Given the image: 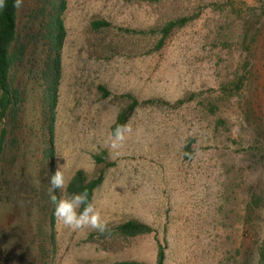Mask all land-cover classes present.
<instances>
[{
  "label": "rangeland",
  "instance_id": "374dc122",
  "mask_svg": "<svg viewBox=\"0 0 264 264\" xmlns=\"http://www.w3.org/2000/svg\"><path fill=\"white\" fill-rule=\"evenodd\" d=\"M229 2L68 0L53 137L41 53L10 73L26 102L0 155V264H157L160 248L165 264H264V0H233L243 16ZM36 4L22 0V32ZM247 52L249 82L226 90ZM134 99L133 132L111 149ZM58 161L68 186L79 170L102 177L94 202L110 234L55 219L47 188ZM253 194L262 206L249 212ZM131 220L154 231L120 234Z\"/></svg>",
  "mask_w": 264,
  "mask_h": 264
},
{
  "label": "trees",
  "instance_id": "16d2710c",
  "mask_svg": "<svg viewBox=\"0 0 264 264\" xmlns=\"http://www.w3.org/2000/svg\"><path fill=\"white\" fill-rule=\"evenodd\" d=\"M12 3L13 0H5V7L0 9V155L8 150L9 137L21 128V116H23V107L26 102V92L11 85L10 73L14 68L19 69L25 64H29L31 52L34 53V50L38 52V55L41 53L43 57L42 80L45 88L42 107L49 132L53 137L56 120L55 108L58 102L62 74V49L67 37L64 14L68 8V0H37L23 32L19 30L20 9L13 8ZM229 5L232 7L234 14L243 16L242 11L235 7L233 0H230ZM186 21V19L170 21L164 28L165 36L174 28L184 25ZM107 26H110V23L105 20L93 23L95 29ZM250 40L254 41V38L247 31L243 38L244 44L250 42ZM40 49L42 50L40 51ZM31 66L34 67V65ZM251 67L252 54L247 52L241 65L240 74L236 81H233L231 87L226 90L239 91L243 89L250 80ZM30 68L32 70V67ZM105 92L108 95V92ZM137 105L138 100L134 99L131 104L122 110L117 123L128 122ZM13 139L16 142V137ZM45 154L51 161H54L53 141L52 147H49ZM96 158L102 161L101 157ZM101 182L102 177L90 179L85 171L79 170L69 183L67 191L69 193L82 192L86 189L89 193V199L92 200L95 190ZM262 201L261 196L253 194L248 204V211L255 212V209L261 208ZM117 229L120 234L131 237L154 231L153 227L138 220L122 223ZM261 257L264 260V252L261 253ZM116 264L144 263L117 262ZM157 264H165V253L162 248L158 253Z\"/></svg>",
  "mask_w": 264,
  "mask_h": 264
},
{
  "label": "clouds",
  "instance_id": "9594fccd",
  "mask_svg": "<svg viewBox=\"0 0 264 264\" xmlns=\"http://www.w3.org/2000/svg\"><path fill=\"white\" fill-rule=\"evenodd\" d=\"M22 0H13L12 7L19 9ZM5 7V0H0V9ZM131 120L123 124L117 123L109 136V147L117 149L121 147L132 134ZM64 165L57 162V167L50 177L47 188L49 198L54 206L55 219L70 230L77 231L89 228L101 235L110 234L107 224L103 222L101 212L94 202L89 199V193L85 189L82 192L67 191L68 182L63 172ZM59 193V195H57Z\"/></svg>",
  "mask_w": 264,
  "mask_h": 264
}]
</instances>
